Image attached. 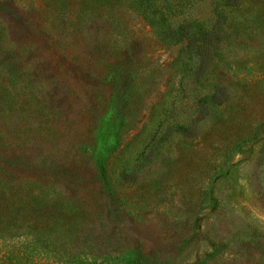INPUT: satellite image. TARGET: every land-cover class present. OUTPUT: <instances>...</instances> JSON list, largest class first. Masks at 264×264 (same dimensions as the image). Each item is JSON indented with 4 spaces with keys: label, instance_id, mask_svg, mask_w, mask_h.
Masks as SVG:
<instances>
[{
    "label": "rangeland",
    "instance_id": "1",
    "mask_svg": "<svg viewBox=\"0 0 264 264\" xmlns=\"http://www.w3.org/2000/svg\"><path fill=\"white\" fill-rule=\"evenodd\" d=\"M104 1L0 0V39L15 44L0 51L14 63L0 129L26 139L0 144V166L39 194L52 181L54 210L82 223L39 244L38 263L264 264V0L227 12L200 80L152 22Z\"/></svg>",
    "mask_w": 264,
    "mask_h": 264
},
{
    "label": "trees",
    "instance_id": "2",
    "mask_svg": "<svg viewBox=\"0 0 264 264\" xmlns=\"http://www.w3.org/2000/svg\"><path fill=\"white\" fill-rule=\"evenodd\" d=\"M108 1L110 0H105L104 3ZM117 1L130 5L138 14L152 22L157 38L161 42L179 45L183 55H188L196 62L195 67H192L195 80H200L209 72L215 54L223 45L228 24L227 12L239 8L244 3V0H208L211 16L206 20L196 12L195 7L196 3L205 0ZM0 32L2 34V28ZM57 39L59 38L56 35L55 40ZM57 44L60 43L57 42ZM14 45L0 39V51ZM6 62L0 61V89L5 82L10 81V84L12 82L8 74H12L14 63ZM2 95L4 96V92L0 90V98ZM208 97L215 105H222L228 97L225 86L215 84ZM196 106L198 113L190 122L192 127L207 113L203 98L197 102ZM8 132V130L0 129V144L9 142L12 146H21L18 142H26L24 137L12 139L14 136ZM134 174L126 173L125 176L132 178ZM20 179V176L0 166V243L2 244L0 264H40L37 261V257L42 256L37 248L39 244L49 248L53 245V235H58L59 232L74 225L82 227L80 221L67 215V208L64 209V205L54 210L51 195L54 187L52 181L46 182L48 185L39 194L33 192L30 187L27 188L24 185L27 183ZM31 179L38 182L35 177L31 176ZM38 180L42 181L43 177H38ZM32 203H36V208L31 207ZM42 204L44 205L40 208ZM24 236H29L31 241H21V237ZM235 237L229 241L228 245L224 244L221 249L213 251L207 260L216 258L219 252H226L231 243L235 244L240 240L242 243L246 242L239 236ZM63 258L57 259L64 261ZM46 259H51L50 255H46ZM147 261L146 257L139 255L137 264H149Z\"/></svg>",
    "mask_w": 264,
    "mask_h": 264
}]
</instances>
